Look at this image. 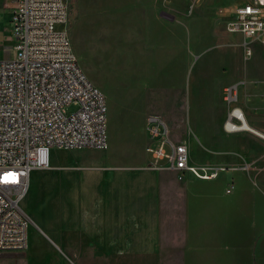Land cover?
<instances>
[{"label": "crops", "instance_id": "0c3cea01", "mask_svg": "<svg viewBox=\"0 0 264 264\" xmlns=\"http://www.w3.org/2000/svg\"><path fill=\"white\" fill-rule=\"evenodd\" d=\"M129 115L143 134L140 146L117 154L109 141L106 149L55 147L51 166L32 170L22 206L39 230V255L28 236L25 264L47 260L48 250L54 264H85L96 254L150 256L152 264H264V128L247 118L249 128L231 133L223 123L217 160L248 166L224 173L223 188L221 173L201 179L152 166L147 115L122 112ZM190 162L209 166L191 153ZM238 177L249 190L239 188Z\"/></svg>", "mask_w": 264, "mask_h": 264}, {"label": "rangeland", "instance_id": "374dc122", "mask_svg": "<svg viewBox=\"0 0 264 264\" xmlns=\"http://www.w3.org/2000/svg\"><path fill=\"white\" fill-rule=\"evenodd\" d=\"M4 1L0 0V44H12V9L3 7ZM68 1V23H57L56 29L68 30L80 66L106 97L109 151L117 154L127 145L140 146L143 134L136 133L131 115L123 118L122 112H145L147 118L163 119L174 141L189 145L193 162L220 168L223 188L224 173L248 167L242 161L216 158L217 140L227 134L223 123L234 105L228 97L232 89L249 122L264 128V44L253 42L249 54L242 36L226 29V16L245 0ZM259 166L264 171V164ZM233 183L228 182L232 189ZM237 184L249 190L242 177ZM28 230L39 255V230L31 220ZM11 253L0 250V264H25V256ZM48 254L42 261L35 256L37 264H54L52 251ZM85 264L152 262L150 256L96 254Z\"/></svg>", "mask_w": 264, "mask_h": 264}, {"label": "built area", "instance_id": "2783aa9c", "mask_svg": "<svg viewBox=\"0 0 264 264\" xmlns=\"http://www.w3.org/2000/svg\"><path fill=\"white\" fill-rule=\"evenodd\" d=\"M3 7L12 9L13 43L0 44V250L23 252L30 220L22 201L32 170L49 168L55 147L106 149L107 102L80 66L68 30L56 29L68 23V0H5ZM226 29L241 35L251 54L250 44H264V0L236 4ZM228 97L234 105L225 130L247 129L236 91ZM147 131L152 166L201 179L218 176L220 168L190 162L189 145L174 141L160 117L148 118Z\"/></svg>", "mask_w": 264, "mask_h": 264}, {"label": "bare ground", "instance_id": "6f19581e", "mask_svg": "<svg viewBox=\"0 0 264 264\" xmlns=\"http://www.w3.org/2000/svg\"><path fill=\"white\" fill-rule=\"evenodd\" d=\"M115 26V25H114ZM243 110V109H242ZM243 116H244V119H245V127L246 128H249L250 126H249V123H248V120H247V117L245 116V113L243 112ZM244 197V196H243ZM218 201V200H217ZM219 204V203H218ZM224 205V204H223ZM217 206V205H216ZM219 207V206H218ZM249 207V206H248ZM223 209V208H222ZM222 209H220V210H222ZM243 209V208H242ZM224 210V209H223ZM209 212V211H208ZM229 214V213H228ZM66 216V215H65ZM218 219V218H217ZM198 256H199V254H198ZM196 257V256H195ZM200 257V256H199ZM218 259V258H217ZM220 260V259H219ZM196 261V260H195ZM192 262H194V261H192Z\"/></svg>", "mask_w": 264, "mask_h": 264}, {"label": "water", "instance_id": "95a60500", "mask_svg": "<svg viewBox=\"0 0 264 264\" xmlns=\"http://www.w3.org/2000/svg\"><path fill=\"white\" fill-rule=\"evenodd\" d=\"M12 256H15V257H22L24 256V252H12L11 253Z\"/></svg>", "mask_w": 264, "mask_h": 264}]
</instances>
